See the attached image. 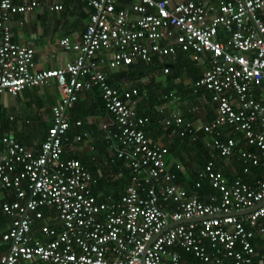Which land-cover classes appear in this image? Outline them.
<instances>
[{
	"label": "built area",
	"instance_id": "built-area-1",
	"mask_svg": "<svg viewBox=\"0 0 264 264\" xmlns=\"http://www.w3.org/2000/svg\"><path fill=\"white\" fill-rule=\"evenodd\" d=\"M79 1L89 9L79 40H59L73 58L35 69L33 48L12 40L10 19L37 2L0 0V94L15 95L51 79L59 96L36 150L0 136V190L12 193L0 203L9 218L0 233V264H264V244L258 253L256 241L264 242V175L228 180L214 165L216 156L235 155L242 174L250 167L264 171V0ZM178 52L202 62L192 92L204 91L214 106L205 123L173 118L179 136L200 141L215 155L194 172L191 191L175 181L167 148L144 133L148 118L137 114L136 105L146 90L107 78L113 70ZM87 91L98 93L109 115L103 137L127 168L117 198L98 199L97 179L79 159L63 156L68 129L80 125L67 110ZM201 179L213 191L195 193ZM44 211L58 226L40 224L38 238L32 230Z\"/></svg>",
	"mask_w": 264,
	"mask_h": 264
},
{
	"label": "crops",
	"instance_id": "crops-1",
	"mask_svg": "<svg viewBox=\"0 0 264 264\" xmlns=\"http://www.w3.org/2000/svg\"><path fill=\"white\" fill-rule=\"evenodd\" d=\"M29 1L31 0H11L13 4H23ZM34 1L37 2V5L30 12L16 13L11 16V38L19 44L33 48L35 69L61 66L64 62L72 59L74 53L63 50L59 40L61 38H66L72 42L79 40L88 19L89 9L79 0ZM204 1L206 3L217 2V0ZM53 4H60L61 8L59 10L49 9V6ZM99 54L106 55V51H101ZM175 56L173 58L163 57L161 61L156 60L154 68L139 78L138 76H136L137 78L126 76L124 74L126 67L108 72L107 78L110 84L122 87H138V83L147 82V86L144 85L145 87L142 88V90H146V96L138 100L136 112L138 115L148 118V122L144 126L145 135L167 148L166 160L171 165L172 173L175 175V171L180 172L181 175L179 174L176 178L184 183L187 179H193L194 172L202 166L199 162L203 157L205 158L207 152L210 155L212 153L207 149L206 151L202 147V143L199 146L190 143L186 137L179 136V127L173 125L174 115L178 114L182 118H188L196 123H205L213 117L214 106L204 91L192 92L193 83L201 75L202 62L196 64L186 54H182L183 64L178 66V73L174 74L175 66L170 67V64L165 63L172 62ZM163 66L168 67L166 73L162 72ZM194 67L198 69L197 73L194 72ZM52 90L56 93L55 97ZM5 94L7 95V93ZM15 97L16 101L13 100ZM58 98L55 83L48 81L38 86L25 87L15 95L8 94V105L4 99H0V113L6 106H11L18 109L19 112L21 111L20 114L23 119L22 125H15L12 123L13 117L10 114L6 117H0V136L11 135L27 148L36 150L50 124V106ZM193 106L196 108L195 114L187 111ZM67 114L72 121L80 120V125H71L68 129L69 144L65 148L63 156L79 159L83 166L97 179L93 193L98 199L117 198L127 182L128 172L121 160L112 156V149L103 137V129L109 122V115L103 110L98 93L96 91L80 92L72 107L67 110ZM42 117L45 119L44 121ZM31 119L39 121V130L28 127L32 126ZM166 120L169 121L168 125L165 123ZM76 135H80V139L75 140L74 136ZM216 158H214V165ZM228 159L223 160V165L228 166L231 173L230 179L239 175L243 180L251 182L253 177L264 175V171L257 167H250L246 174H242L241 170L237 172L233 165L226 161ZM174 164H179L181 168L176 170L173 167ZM215 167L221 168L216 165ZM251 168L256 169L251 170ZM243 175L246 176V179L243 178ZM177 183L180 185L179 182ZM180 186L185 188L186 184ZM195 193L197 192L195 191ZM11 198L12 193L10 191L0 190V203ZM44 214V217L36 224L37 229L32 230L38 238H43L38 230L40 224L58 226L57 221L52 219L51 213L44 211ZM8 224L9 218L0 213V233L6 230ZM256 241L258 253H261V246L264 242ZM187 258L193 260L189 255ZM18 264L42 263L34 260L31 262L19 261Z\"/></svg>",
	"mask_w": 264,
	"mask_h": 264
},
{
	"label": "trees",
	"instance_id": "trees-1",
	"mask_svg": "<svg viewBox=\"0 0 264 264\" xmlns=\"http://www.w3.org/2000/svg\"><path fill=\"white\" fill-rule=\"evenodd\" d=\"M181 55H182V53L178 52L177 55L175 56V58L172 60V62L165 63V64H170V67L171 66L172 67L175 66L174 67V71H175L174 74H176V72L178 73V71H177L178 66L183 64L182 63V59H181ZM154 63H156V59L155 58L152 60V62H150L148 64H145V63L140 62V61L136 62V63H133V64H130V65L126 66V68H125L126 70H125L124 74L126 76L129 75V77L138 76V78H139L140 76L145 74L147 71L152 70L154 68ZM197 70L198 69L196 67H194V72L197 73L198 72ZM144 85L147 86V82H145L144 84H143V82L138 83V88L142 90V88L145 87ZM195 144L201 146V142L200 141H196ZM202 147L206 150V148L204 146H202ZM210 157H211L210 154L207 152V155L205 156V158L203 157L201 159L199 164L202 165L204 160L209 159ZM223 160L224 159L222 157L218 156V158H216L215 165L218 166V167L220 166L221 167L220 169H221V172H223V175L226 176L228 180H230L229 177H231V173L229 171L228 166L223 165ZM226 161L229 162L230 164H232L234 169H236L237 172H240V170H241L240 161L236 158L235 155H232ZM253 169H256V168H251V170H253ZM179 174H180V172L175 171V181L179 182L180 185L181 184H183V185L186 184L185 189L187 191L193 190V183H194V180L196 179L195 173L193 174V179H187V180H185L184 183L180 182L179 180H177L176 176H178ZM243 178L246 179V176L243 175ZM211 191H213V189L209 186L207 180L206 179H201V185H200V187H198L196 189L197 194L202 195V194H206V193L211 192ZM0 213L4 216V214L1 212V210H0Z\"/></svg>",
	"mask_w": 264,
	"mask_h": 264
},
{
	"label": "rangeland",
	"instance_id": "rangeland-1",
	"mask_svg": "<svg viewBox=\"0 0 264 264\" xmlns=\"http://www.w3.org/2000/svg\"><path fill=\"white\" fill-rule=\"evenodd\" d=\"M201 64V63H200ZM50 81H53L50 79ZM53 89V88H52ZM52 93H53V96L55 97L56 96V93L54 90H52ZM7 97H8V94L4 95V93L0 94V99H4L5 102H6V105H8V100H7ZM14 101H16V97L13 98ZM21 112V111H20ZM20 112L18 111V109H14L13 107H9V106H6L4 109H3V112L0 113V117H3V116H8L9 114L13 117V121L12 123H14L15 125H22V117H21V114ZM42 120L44 121L45 119L42 117ZM31 123H32V126H28L29 128H32V129H35V130H39V127H40V124H39V121H36V119H31L30 120ZM41 122V120H40Z\"/></svg>",
	"mask_w": 264,
	"mask_h": 264
},
{
	"label": "water",
	"instance_id": "water-1",
	"mask_svg": "<svg viewBox=\"0 0 264 264\" xmlns=\"http://www.w3.org/2000/svg\"><path fill=\"white\" fill-rule=\"evenodd\" d=\"M250 210H251V209H248L247 211H250ZM247 211H245V212H247ZM172 224H174V223H173V222H170V223H169V226L172 225Z\"/></svg>",
	"mask_w": 264,
	"mask_h": 264
}]
</instances>
